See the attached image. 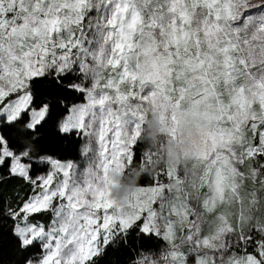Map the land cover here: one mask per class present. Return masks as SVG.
Listing matches in <instances>:
<instances>
[{
	"label": "snow or ice",
	"instance_id": "6c2138e0",
	"mask_svg": "<svg viewBox=\"0 0 264 264\" xmlns=\"http://www.w3.org/2000/svg\"><path fill=\"white\" fill-rule=\"evenodd\" d=\"M201 130V199L145 174ZM0 264H264V0H0Z\"/></svg>",
	"mask_w": 264,
	"mask_h": 264
},
{
	"label": "rangeland",
	"instance_id": "374dc122",
	"mask_svg": "<svg viewBox=\"0 0 264 264\" xmlns=\"http://www.w3.org/2000/svg\"><path fill=\"white\" fill-rule=\"evenodd\" d=\"M147 124H151L159 129V131L166 134V128L164 122L159 116H150L147 120ZM211 121L203 116L188 115L182 121L183 136L173 138L168 137L166 145L168 165L167 167L179 170L183 173V180L186 183H173L172 187L177 196L187 193L186 187L199 191L196 195V202L201 199L200 195V180L202 175V169L199 163H197L200 151H202L203 145L201 144L202 135L201 130L207 129ZM181 162L184 165V169L180 168ZM124 171H116L110 177L108 184H101V188L110 192L111 199L119 204H126L129 199L136 192L135 186H122L120 184L121 177Z\"/></svg>",
	"mask_w": 264,
	"mask_h": 264
},
{
	"label": "trees",
	"instance_id": "16d2710c",
	"mask_svg": "<svg viewBox=\"0 0 264 264\" xmlns=\"http://www.w3.org/2000/svg\"><path fill=\"white\" fill-rule=\"evenodd\" d=\"M168 135L159 131V129L151 124H146L142 129L141 139L143 141L144 150L151 153V163H142L141 161L134 162L127 171H124L121 177L120 184L122 186H135L143 184L145 181L141 180L145 174L149 176L155 175L161 169L167 167L168 158L166 145L168 142ZM181 171L184 165L180 164ZM187 193L190 194L191 199L196 202V195L199 191L186 187Z\"/></svg>",
	"mask_w": 264,
	"mask_h": 264
}]
</instances>
